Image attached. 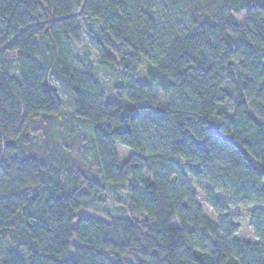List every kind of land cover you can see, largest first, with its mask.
Segmentation results:
<instances>
[{"label": "trees", "instance_id": "16d2710c", "mask_svg": "<svg viewBox=\"0 0 264 264\" xmlns=\"http://www.w3.org/2000/svg\"><path fill=\"white\" fill-rule=\"evenodd\" d=\"M0 264H264V0H0Z\"/></svg>", "mask_w": 264, "mask_h": 264}, {"label": "rangeland", "instance_id": "374dc122", "mask_svg": "<svg viewBox=\"0 0 264 264\" xmlns=\"http://www.w3.org/2000/svg\"><path fill=\"white\" fill-rule=\"evenodd\" d=\"M93 30L94 28L92 27L91 30L88 31L87 34L84 35L83 37V41L82 44L84 46V50L89 51V55H90V59L91 60H95V54H94V44H93ZM98 74L100 75V77H102L103 79H105L107 82H110L112 80V75L105 69V68H99L98 69ZM54 86L59 89L60 91V95L62 98H65V94L64 91L62 90V86L57 83V82H53ZM65 108H67L65 106ZM75 123V129L76 131H80L84 136L86 135V133H88V126L86 123L83 122H77L74 121ZM44 125L40 124V123H36V125L34 127H32L29 132L30 134L32 133L33 135H38L36 137H40L43 138L44 135L43 133L46 132V129L43 127ZM61 128L59 129H54L52 135L54 137H56V139H58V141L63 142L64 144H70V141L67 137L62 136V133L60 132ZM128 150L122 146L117 147V153L120 159H124L126 157V155L128 154ZM74 153V154H73ZM72 154L74 156L78 155V149L77 147H74ZM79 154L82 157L83 161L88 163L91 161L92 159V154L93 151L90 147L88 146H79ZM117 198H119L121 200L122 203H126V197L124 195V193H117ZM199 198L202 200L203 198V194L199 193ZM202 208L204 210V212L211 216V217H215V213L213 212V210L208 207L206 204H202ZM238 217H239V222H238V236L240 238H246V239H251L252 238V232H251V227L249 224V220L246 214V211L243 209H239L238 210Z\"/></svg>", "mask_w": 264, "mask_h": 264}]
</instances>
